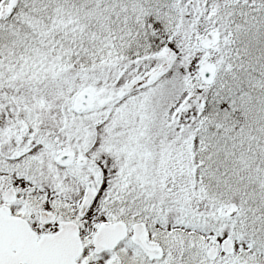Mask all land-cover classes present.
I'll use <instances>...</instances> for the list:
<instances>
[{
	"label": "snow or ice",
	"instance_id": "1",
	"mask_svg": "<svg viewBox=\"0 0 264 264\" xmlns=\"http://www.w3.org/2000/svg\"><path fill=\"white\" fill-rule=\"evenodd\" d=\"M0 264H264V0H0Z\"/></svg>",
	"mask_w": 264,
	"mask_h": 264
}]
</instances>
